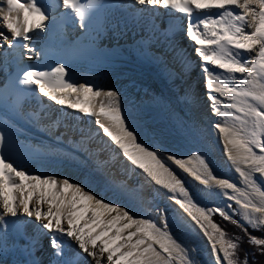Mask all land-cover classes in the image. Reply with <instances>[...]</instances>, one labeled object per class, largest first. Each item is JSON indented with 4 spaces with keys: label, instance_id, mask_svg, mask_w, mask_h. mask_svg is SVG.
Segmentation results:
<instances>
[{
    "label": "snow or ice",
    "instance_id": "6c2138e0",
    "mask_svg": "<svg viewBox=\"0 0 264 264\" xmlns=\"http://www.w3.org/2000/svg\"><path fill=\"white\" fill-rule=\"evenodd\" d=\"M133 3L174 10L188 17L185 35L194 43L202 62L211 114L230 118L218 120L212 127L218 133L227 160L250 191L238 188L228 179H217L210 161L199 151L182 158L146 142V133L129 121L118 92L69 82L65 79L69 70L61 62L50 71L30 66L19 76L17 84L46 98L64 113L94 118L97 131L90 134L80 128L79 140L73 142L69 138L74 152L65 155L81 169L79 178L72 179L55 173H33L17 166L10 157L13 133L0 129V223H4L5 217L21 215L34 219L49 236V246L58 258L74 245L76 257L57 260L56 264H81L80 256L90 264H195L180 237L184 227L206 239L214 264H249V253L244 252L243 260L240 259L243 238L229 236L213 222L214 212L225 220L231 219L228 213L202 206L168 162L200 185L237 193L229 198L239 205L243 220L252 229L264 231V191L253 178L255 174L264 178V0H133ZM59 5L72 12L80 27H84L89 10L80 0H59ZM49 6L55 7L56 0H49ZM213 9L221 10L219 15L194 19L197 13ZM0 12L11 34L9 37L0 33V38L9 47L23 42L24 50L30 53L25 56L28 60L42 56L30 43L33 39L30 34L46 31L50 17L37 0L24 3L6 0V10ZM175 56L179 57L180 52ZM184 67L187 69L188 65ZM24 95L5 85L0 89V106L19 115ZM223 99L231 101L226 108L234 111L221 110ZM73 130H77L75 126ZM101 132L107 140L90 150L89 142ZM107 150L110 154L101 159ZM76 152L83 153L84 158ZM117 159L121 167L112 170ZM160 189L166 190L171 204L152 207ZM253 195L255 200L251 198ZM172 207H176L174 213ZM239 226L247 242L264 256V237L253 235L242 224ZM39 243L38 239H31L26 251L33 254ZM4 247L6 240L0 241V251Z\"/></svg>",
    "mask_w": 264,
    "mask_h": 264
},
{
    "label": "bare ground",
    "instance_id": "6f19581e",
    "mask_svg": "<svg viewBox=\"0 0 264 264\" xmlns=\"http://www.w3.org/2000/svg\"><path fill=\"white\" fill-rule=\"evenodd\" d=\"M21 1L27 2V0ZM58 6L59 0H56V6L52 8L54 13L63 10ZM119 6L126 7L127 14L130 11L140 13L144 22H150L151 18L152 24H149V28H146L145 24L140 26L141 35L136 36L137 38L127 39L123 36L122 42L117 45L112 41L107 42L109 48L119 57L117 66L98 65L89 61L72 62L67 66L69 70L67 80L74 84H92L105 91L115 90L122 97V105L129 121L138 130L146 133L144 137L146 142L182 158H186L187 154L194 151H199L205 155L207 161H210L213 175L217 179H228L238 188L246 192L250 191L227 160L218 133L212 127L216 121L230 118L214 116L208 109L209 101L204 89L205 74L201 71V59L195 53L194 43L186 35H180V31L183 32L184 28L186 30V14L165 9L174 20L169 25L168 32L161 33L164 27L160 28L154 15L148 14V9L151 11L152 7L135 5L133 0H119ZM256 7L259 10L258 6ZM0 9L6 10V0H0ZM154 11L161 13L163 8H155ZM220 11L213 9L209 13H197L194 19L199 20L206 15H219ZM116 13L125 12L117 8ZM2 16L3 12H0V33L10 37L11 34L4 26ZM138 32L137 29H133L132 34L137 35ZM37 33L40 32L30 35ZM107 37L103 36L104 39ZM170 47L172 51H168ZM9 49L8 42L0 38V68L5 66L3 58ZM177 51L180 52L179 57L175 56ZM185 64L188 65L187 69L184 67ZM216 71L219 72L218 69ZM194 79H198L197 88L192 85ZM230 102L223 99L220 105L221 110L234 111L226 108V104ZM22 109L24 114L17 125L8 123L9 128H4L3 131L6 133L11 131L16 141L35 148L38 153L34 154L35 158L27 163L15 164L33 173H55L78 179L81 169L65 155V153L74 152L68 140L69 138L73 142L79 140L78 129L80 128L88 130L90 134L96 132L95 119L75 112L64 113L54 103L36 94L24 103ZM57 120L60 121L59 124L55 123ZM73 126L77 130L74 131ZM57 137L62 138L58 140ZM103 140H107V137H104L101 132L89 142V149L100 147ZM75 154L81 159L84 158L83 153ZM109 154L110 150H107L101 154L100 158L104 159ZM168 163L184 180L185 186L191 187L198 194L199 197L195 199L202 206L203 199H206L215 206L222 207L226 199L238 195L230 189L221 190L215 186L209 188L200 185L171 162ZM120 167L121 161L117 159L112 170ZM140 179L143 180L144 177L141 176ZM149 189L151 190V186ZM251 198L256 199L255 195ZM231 200L235 201V199ZM166 204L170 205L171 202L167 200L166 190L160 189L159 195L152 201V207H163ZM176 207L171 208L172 213L176 211ZM9 227L16 230L17 240L11 238L7 230ZM32 237L38 239L40 243L30 255L26 248L29 247ZM180 237L184 246L189 249L190 257L195 264H214L209 244L201 234L184 227L180 231ZM0 239L7 241V247L3 248L2 254L5 264H31L33 260L38 261V264H56L57 260L62 262L64 259L75 258L77 255V249L72 245L71 250L65 249L66 254L63 257H56L49 246V236L39 229L34 219L22 215L17 218L5 217L4 223H0ZM13 246H16V249L12 250ZM193 249L195 251H192ZM8 250H10L9 254H7ZM78 259L81 264H90L83 256Z\"/></svg>",
    "mask_w": 264,
    "mask_h": 264
},
{
    "label": "trees",
    "instance_id": "16d2710c",
    "mask_svg": "<svg viewBox=\"0 0 264 264\" xmlns=\"http://www.w3.org/2000/svg\"><path fill=\"white\" fill-rule=\"evenodd\" d=\"M213 220L217 222L221 226V228L224 231H226L227 234H229V236L243 238L242 248L240 252L241 261L243 260L244 252H247L249 253V264H264V256L260 255V253L256 250V248L251 246L247 242V236L245 235V233L242 231L241 227L239 226L241 225V223L239 222L238 218H233V219L231 218L229 220H225L224 218L216 215L213 217ZM233 220L237 221L238 224L233 223L232 222ZM246 228H248V231L251 232L253 235H256L258 237H264V231L252 230L249 227H246Z\"/></svg>",
    "mask_w": 264,
    "mask_h": 264
},
{
    "label": "rangeland",
    "instance_id": "374dc122",
    "mask_svg": "<svg viewBox=\"0 0 264 264\" xmlns=\"http://www.w3.org/2000/svg\"><path fill=\"white\" fill-rule=\"evenodd\" d=\"M187 21H188V18H187ZM187 21H186V22H187ZM186 24H187V23H186ZM180 32H181V31H180ZM185 32H186V30H184V33H185ZM184 33H182V34H184ZM184 39L186 40V38H184ZM183 43H184V42H183ZM173 77H174V78H175V77L177 78V76H173ZM207 105H208V109H210V108H209V103H208V102H207ZM210 110H211V109H210ZM175 116L177 117V114H175ZM258 175H259V174H255L253 178L256 180L258 186L264 190V178H260ZM189 191H190V194H193V195H194V198H197L198 194H197L194 190H192L191 187L189 188ZM198 197H199V196H198ZM203 206H206V207H215V208H218V209H223L224 211H226V212L228 213V215H229L230 218H232V219H233V218H238L239 222H240L242 225H244L245 227H249V228H251V227H250L249 225H247L246 222L243 220V218H242V214H241L240 209H239V205H237L236 202H235V201H232L231 199H226L222 207H217V206H215L211 201L206 200V199H203ZM216 215H217V216H220V215H219V212H214V213L212 214V219H213V217L216 216ZM220 217H221V216H220ZM213 222H215V221L213 220ZM215 223H217V222H215ZM217 224H218V223H217ZM218 225H219V224H218ZM251 229H252V228H251ZM252 230H254V229H252Z\"/></svg>",
    "mask_w": 264,
    "mask_h": 264
}]
</instances>
